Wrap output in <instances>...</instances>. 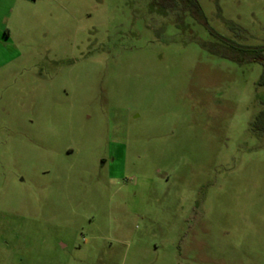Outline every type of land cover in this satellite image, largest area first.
Returning a JSON list of instances; mask_svg holds the SVG:
<instances>
[{"label": "rangeland", "instance_id": "374dc122", "mask_svg": "<svg viewBox=\"0 0 264 264\" xmlns=\"http://www.w3.org/2000/svg\"><path fill=\"white\" fill-rule=\"evenodd\" d=\"M198 1L264 45V0ZM216 49L161 0H0V264H264L263 67Z\"/></svg>", "mask_w": 264, "mask_h": 264}, {"label": "trees", "instance_id": "16d2710c", "mask_svg": "<svg viewBox=\"0 0 264 264\" xmlns=\"http://www.w3.org/2000/svg\"><path fill=\"white\" fill-rule=\"evenodd\" d=\"M164 3H167L174 11L182 9L183 12H188L189 15L199 24L206 28L209 35L214 39L220 41L226 45L228 50H215L214 54L221 56L224 59L231 60L236 63H257L263 67V77L261 79L262 84L264 83V45L259 46H250L241 44L239 40L242 39L235 37L229 38L214 30L207 22V19L202 11L201 5L198 0H183L185 6L180 8L179 0H161ZM165 5V4H164ZM167 7V6H166ZM166 11V9L164 10ZM164 13V12H163ZM230 27V24H227ZM231 30L233 28L230 27ZM234 32V31H233ZM235 34V33H234ZM240 55H242L240 57ZM264 113V112H263ZM262 113L257 117V120L260 121ZM261 130L264 131V126L261 127Z\"/></svg>", "mask_w": 264, "mask_h": 264}]
</instances>
